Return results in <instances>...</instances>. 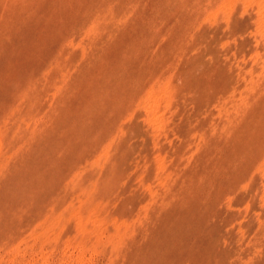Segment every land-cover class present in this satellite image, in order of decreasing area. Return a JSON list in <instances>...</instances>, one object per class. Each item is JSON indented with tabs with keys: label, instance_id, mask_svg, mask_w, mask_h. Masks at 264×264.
Instances as JSON below:
<instances>
[{
	"label": "rangeland",
	"instance_id": "1",
	"mask_svg": "<svg viewBox=\"0 0 264 264\" xmlns=\"http://www.w3.org/2000/svg\"><path fill=\"white\" fill-rule=\"evenodd\" d=\"M0 264H264V0H0Z\"/></svg>",
	"mask_w": 264,
	"mask_h": 264
},
{
	"label": "bare ground",
	"instance_id": "2",
	"mask_svg": "<svg viewBox=\"0 0 264 264\" xmlns=\"http://www.w3.org/2000/svg\"><path fill=\"white\" fill-rule=\"evenodd\" d=\"M26 22V21H25ZM42 42V41H41ZM65 44V43H64ZM49 47V46H48ZM9 48V47H8ZM12 53V52H11ZM33 55V54H32ZM19 68V67H18ZM16 74V73H15ZM63 77V76H62ZM31 80V79H30ZM33 89V88H32ZM27 94V93H26ZM35 96V95H34ZM30 97V96H29ZM26 99V98H25ZM30 100V99H29ZM29 107V106H28Z\"/></svg>",
	"mask_w": 264,
	"mask_h": 264
}]
</instances>
